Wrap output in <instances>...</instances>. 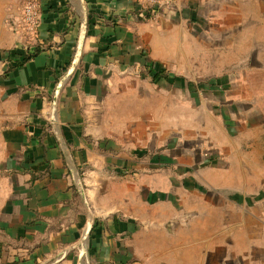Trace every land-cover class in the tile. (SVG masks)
<instances>
[{
  "label": "crops",
  "instance_id": "obj_1",
  "mask_svg": "<svg viewBox=\"0 0 264 264\" xmlns=\"http://www.w3.org/2000/svg\"><path fill=\"white\" fill-rule=\"evenodd\" d=\"M22 1L0 0V264H264V149L218 137L210 164L189 142L204 126L171 116L253 0L150 18L133 0H43L26 61Z\"/></svg>",
  "mask_w": 264,
  "mask_h": 264
},
{
  "label": "rangeland",
  "instance_id": "obj_2",
  "mask_svg": "<svg viewBox=\"0 0 264 264\" xmlns=\"http://www.w3.org/2000/svg\"><path fill=\"white\" fill-rule=\"evenodd\" d=\"M251 7L245 9L253 12L243 21L245 35L244 28L231 35L234 49L206 50L201 75L183 83L189 96L188 105L183 104L186 114H176V109L171 115L173 125L186 121L188 128L204 126L189 142L204 146L210 164L218 137L224 142L229 136L247 138L251 147L264 149V0H253ZM242 123L246 126L238 127Z\"/></svg>",
  "mask_w": 264,
  "mask_h": 264
},
{
  "label": "built area",
  "instance_id": "obj_3",
  "mask_svg": "<svg viewBox=\"0 0 264 264\" xmlns=\"http://www.w3.org/2000/svg\"><path fill=\"white\" fill-rule=\"evenodd\" d=\"M141 8V14L147 18L159 11L180 12L183 11V0H133ZM43 0H23L20 9V19L14 22V31L20 34L25 42L27 52L36 48L38 44ZM144 12V14H143ZM144 16V17H145ZM139 264V263H134Z\"/></svg>",
  "mask_w": 264,
  "mask_h": 264
},
{
  "label": "trees",
  "instance_id": "obj_4",
  "mask_svg": "<svg viewBox=\"0 0 264 264\" xmlns=\"http://www.w3.org/2000/svg\"><path fill=\"white\" fill-rule=\"evenodd\" d=\"M38 46V45H37ZM33 50H29L26 55L23 57V60H31L32 58H34L35 56H37L39 53H41V49L39 47H37ZM161 75V74H160Z\"/></svg>",
  "mask_w": 264,
  "mask_h": 264
},
{
  "label": "water",
  "instance_id": "obj_5",
  "mask_svg": "<svg viewBox=\"0 0 264 264\" xmlns=\"http://www.w3.org/2000/svg\"><path fill=\"white\" fill-rule=\"evenodd\" d=\"M78 187H79V190L82 192V194H83V186H82V183L79 181V183H78ZM84 199H85V197H84Z\"/></svg>",
  "mask_w": 264,
  "mask_h": 264
}]
</instances>
